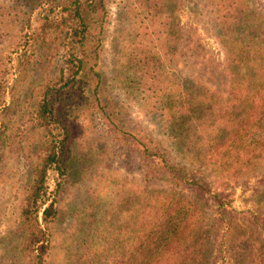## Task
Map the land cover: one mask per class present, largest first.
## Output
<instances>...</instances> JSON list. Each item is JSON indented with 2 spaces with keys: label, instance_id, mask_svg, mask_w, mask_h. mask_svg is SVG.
<instances>
[{
  "label": "trees",
  "instance_id": "obj_1",
  "mask_svg": "<svg viewBox=\"0 0 264 264\" xmlns=\"http://www.w3.org/2000/svg\"><path fill=\"white\" fill-rule=\"evenodd\" d=\"M146 2L145 17L157 35V45L147 54L152 58L146 66L150 77L138 86L149 96L152 110L150 100H156L166 137L190 168L172 163L144 137L147 144L141 148L147 164L142 180L153 188L144 192L146 197L135 194L130 219L133 243L126 260L114 264H218L222 249L232 264H264L259 214L244 211L240 222L211 219L208 209H216L221 217L231 202L224 192L212 193L206 181L214 177L238 182L264 168V7L257 6V0L205 4L211 9L209 29L223 54L222 81L216 85L208 76L212 62L199 60L204 51L195 37L185 36L171 15L161 21L169 5L164 6V0ZM32 4V10L43 9L41 18L23 23L11 52L14 56L0 66V108L6 104L7 89L12 91L11 81L39 71L37 90H32V102L24 109L29 129L39 132L41 139L18 205L17 224L23 264H47V231L58 217L56 197L73 155L72 119L82 103L101 109L103 78L97 65L108 11L106 0H32ZM180 54L189 56V66L197 74L173 72L171 64ZM254 201L264 210V184ZM223 225L226 230L220 239Z\"/></svg>",
  "mask_w": 264,
  "mask_h": 264
},
{
  "label": "rangeland",
  "instance_id": "obj_2",
  "mask_svg": "<svg viewBox=\"0 0 264 264\" xmlns=\"http://www.w3.org/2000/svg\"><path fill=\"white\" fill-rule=\"evenodd\" d=\"M31 1L0 0V66L11 55L23 23L41 18L43 9L32 10ZM207 2L164 0V6H169L161 21L171 15L185 36L195 37L204 51L199 60L212 62L208 76L219 85L223 54L209 29L211 9L205 6ZM197 5L196 16L193 11ZM256 5L264 7V0H257ZM148 6L146 0H106L108 16L97 65L104 96L101 109L82 103L72 119L73 155L67 178L56 197L58 217L47 231V264H114L126 260L133 243L132 200L137 192L144 194L153 188L142 180L147 164V154L141 148L147 144L144 137L153 140L172 163L190 168L170 145L156 100H150L155 105L152 110L149 96L138 86L150 77L146 66L152 58L147 54L157 45V35L145 17ZM144 56L148 58L144 60ZM189 65V56L180 54L171 68L179 76L197 74ZM38 76L39 71L34 70L25 80L11 81L8 86L12 91L7 89L6 104L0 108V133L4 130L0 138V264H23L19 255L22 236L17 224L18 205L31 166L37 161L41 139L39 132L29 129L24 106L32 102ZM206 181L212 193L224 192L231 202L221 217L216 209H208L211 219L240 222L242 213L250 210L259 214L264 226V210L254 201L256 190L264 184V168L238 182L214 177ZM260 228L264 236V227ZM224 230L225 225L220 229V239ZM218 253H222L218 255V264H232L224 249Z\"/></svg>",
  "mask_w": 264,
  "mask_h": 264
}]
</instances>
